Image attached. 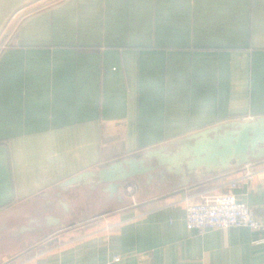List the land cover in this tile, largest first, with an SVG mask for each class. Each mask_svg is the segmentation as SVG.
<instances>
[{
  "label": "crops",
  "instance_id": "1",
  "mask_svg": "<svg viewBox=\"0 0 264 264\" xmlns=\"http://www.w3.org/2000/svg\"><path fill=\"white\" fill-rule=\"evenodd\" d=\"M247 165L264 219V0H0V264H264L186 226Z\"/></svg>",
  "mask_w": 264,
  "mask_h": 264
},
{
  "label": "built area",
  "instance_id": "2",
  "mask_svg": "<svg viewBox=\"0 0 264 264\" xmlns=\"http://www.w3.org/2000/svg\"><path fill=\"white\" fill-rule=\"evenodd\" d=\"M257 175L258 172L247 165L246 172L228 182L224 192L206 193L199 201L189 203L186 208L187 229L199 235L232 227H245L264 233V219L257 218L250 206L240 201L236 194V189ZM114 260L119 261L121 257L116 256Z\"/></svg>",
  "mask_w": 264,
  "mask_h": 264
}]
</instances>
